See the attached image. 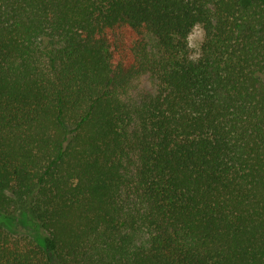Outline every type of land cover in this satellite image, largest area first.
<instances>
[{"label":"trees","instance_id":"trees-1","mask_svg":"<svg viewBox=\"0 0 264 264\" xmlns=\"http://www.w3.org/2000/svg\"><path fill=\"white\" fill-rule=\"evenodd\" d=\"M0 264H264V0H0Z\"/></svg>","mask_w":264,"mask_h":264},{"label":"rangeland","instance_id":"rangeland-1","mask_svg":"<svg viewBox=\"0 0 264 264\" xmlns=\"http://www.w3.org/2000/svg\"><path fill=\"white\" fill-rule=\"evenodd\" d=\"M204 29L201 26H197L195 27V29L192 31V33L190 34V44L193 48V50H197L203 39H204ZM153 87V80L150 76L145 75L141 81H140V85L138 86V89L141 90H152ZM11 226V225H10Z\"/></svg>","mask_w":264,"mask_h":264}]
</instances>
